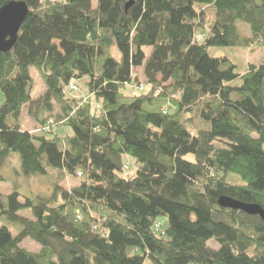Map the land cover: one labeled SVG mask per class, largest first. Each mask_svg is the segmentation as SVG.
<instances>
[{
    "label": "trees",
    "instance_id": "1",
    "mask_svg": "<svg viewBox=\"0 0 264 264\" xmlns=\"http://www.w3.org/2000/svg\"><path fill=\"white\" fill-rule=\"evenodd\" d=\"M11 1L29 12L0 51V182L17 153L25 175L77 183L56 180L24 200L0 192V215L20 225L14 235L0 224V264H264L262 218L218 203L225 195L264 208V62L239 73L208 52L264 47V0L0 7ZM79 80L87 89L70 96ZM25 108L34 129L23 128ZM125 155L139 164L132 176L120 174ZM28 238L38 251L22 246Z\"/></svg>",
    "mask_w": 264,
    "mask_h": 264
},
{
    "label": "rangeland",
    "instance_id": "2",
    "mask_svg": "<svg viewBox=\"0 0 264 264\" xmlns=\"http://www.w3.org/2000/svg\"><path fill=\"white\" fill-rule=\"evenodd\" d=\"M96 4V1H95ZM241 36L244 39H247L251 36V29L248 23L239 21L238 22ZM244 41V40H243ZM150 51V50H149ZM208 52L213 56H228L234 63L237 65V71L239 73L245 72L250 64L260 65L264 62V47L258 44L247 46L246 43H241L237 46H208ZM114 55L119 59L121 54L115 48ZM32 74L35 78V91L33 93L34 97H38L44 90V82L41 75L35 70H32ZM240 80H236L235 83H239ZM78 84L81 89L76 92H73L70 96H79L80 90L87 89V83L82 80L78 81ZM129 91V88L126 89ZM5 100V94L0 89V104ZM55 112H59L56 108ZM22 124L24 129H34L35 123L27 115V109L25 108L21 116ZM69 131V130H68ZM125 169L120 173L127 176H132L136 174L139 164L136 160L128 155H125ZM2 173L5 176V180L0 182V192L4 194H9L13 191H18L21 194V199L24 200L25 197H35L37 195L48 194L56 180L63 182L66 186L70 187L77 183L71 177L63 176V174H58L57 177L53 172H50L46 175L44 174H31L25 175L22 171V163L20 155L17 153H12L6 160L5 164L2 167ZM239 178L238 182H243ZM62 179V180H61ZM24 216L31 217V209H26L20 212ZM0 224L7 225L12 233L16 235L20 230V225L16 222L9 220L6 216L0 215ZM210 244L217 247L213 241H210ZM22 246L31 251H38L40 249L39 243L31 240L30 238L25 239L22 242Z\"/></svg>",
    "mask_w": 264,
    "mask_h": 264
},
{
    "label": "water",
    "instance_id": "3",
    "mask_svg": "<svg viewBox=\"0 0 264 264\" xmlns=\"http://www.w3.org/2000/svg\"><path fill=\"white\" fill-rule=\"evenodd\" d=\"M134 3L130 0L126 8ZM29 7L24 1H11L0 7V51L10 50L18 39V35ZM220 206L244 211L250 215H259L264 221V208L257 203H245L230 196H221L218 200Z\"/></svg>",
    "mask_w": 264,
    "mask_h": 264
},
{
    "label": "built area",
    "instance_id": "4",
    "mask_svg": "<svg viewBox=\"0 0 264 264\" xmlns=\"http://www.w3.org/2000/svg\"><path fill=\"white\" fill-rule=\"evenodd\" d=\"M200 38V36L198 37ZM77 90L76 88V85L74 82H72L67 88H66V92L69 94V95H72L73 92H75ZM98 107V106H97ZM51 122V121H50ZM49 122V123H50ZM49 128V125L47 126Z\"/></svg>",
    "mask_w": 264,
    "mask_h": 264
}]
</instances>
